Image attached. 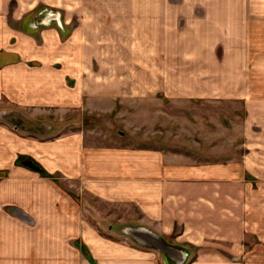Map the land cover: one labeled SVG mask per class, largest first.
<instances>
[{"label": "crops", "instance_id": "0c3cea01", "mask_svg": "<svg viewBox=\"0 0 264 264\" xmlns=\"http://www.w3.org/2000/svg\"><path fill=\"white\" fill-rule=\"evenodd\" d=\"M39 6L77 10L84 55L74 63L83 72L103 70L93 88L81 77L70 86L65 69L42 60L47 55L29 64L10 43L8 31L20 32L7 22L21 23ZM136 43L160 54L153 66L151 58L145 63L141 78L113 60L104 63L106 44L107 55L121 49L134 65ZM219 43L230 56L223 58L227 69L240 70L221 84L211 66ZM188 54L198 55L191 59L196 66L180 67ZM167 63L186 77H160ZM158 68L159 75L149 71ZM122 82L126 95L164 92L173 99L211 100L216 87L227 86L218 97L246 103L239 153L215 160L173 144H120L81 122L40 136L0 117V264H166L155 247L113 237L125 221L169 238L168 245L187 252L184 264H264V0H0V109L50 122V109L85 105L86 93L104 110L103 99L119 93ZM22 156L45 174L19 163ZM98 202L114 214L103 215ZM113 218L109 234L101 232Z\"/></svg>", "mask_w": 264, "mask_h": 264}, {"label": "rangeland", "instance_id": "374dc122", "mask_svg": "<svg viewBox=\"0 0 264 264\" xmlns=\"http://www.w3.org/2000/svg\"><path fill=\"white\" fill-rule=\"evenodd\" d=\"M18 9H21V7H16L15 5L10 6V10L12 11ZM21 10H19V12H21ZM76 11L62 10V8L56 6H39L35 10L27 13L21 23L8 19L9 21L7 24L12 28L16 27L14 31L17 30L20 33L13 31L8 32L12 35L10 37V43L15 45L16 48L22 52V57L28 59L27 62L29 64L36 63L40 55H47L48 57L42 60H48V62L54 63L56 68L60 70L65 69V72L68 73L66 75L67 83L70 86H73L74 81L77 80L78 82V77H81V79L88 78L86 83L87 87L90 89L93 88L90 84L95 83V74L103 73V70L99 68L97 71L87 70L83 72V70L79 71L76 69L77 66L74 62L78 61L79 56L84 55L82 53L78 54L82 49V45L79 43L80 37L78 36L77 29L80 22L78 12ZM45 13L52 15V17L47 16L49 18H39ZM104 41H106V39H104ZM135 45L136 47L134 50L138 51L133 52L136 53L134 55V65L128 63L129 58L133 59L132 55H126L127 53L125 51L121 52V49H118V53L113 54V56L111 54L107 55L106 44L103 47L104 63L113 60L114 65H124L128 68L127 70L129 73H135L141 78V76L145 74L144 67L146 64H149L150 58L151 65L153 66L155 59H157L160 54L159 52H151L150 56L149 53L143 52V44L142 46L137 43ZM223 46V43L216 45L215 56L219 61L216 60V62H211V66H213L214 69L212 70L214 73V82L219 84L226 80L224 78L226 74L230 73L232 76L240 72L238 68L234 71H229L227 69L228 65L226 66V60H223V58L227 56L225 58L227 59L230 56L223 52ZM66 47H69V51L65 49ZM114 48L116 49V47ZM53 51L54 54L52 53ZM63 51H66L65 53L69 55L62 56ZM161 51H164L162 46ZM167 53L168 61L173 62L172 55H170L169 52ZM142 56L143 58L145 57L144 61L142 60ZM194 56L198 55H183L184 60L178 65H180V67H187V62L191 61ZM17 57L18 61L20 57ZM94 57L93 55V64H96ZM31 58H34V60ZM141 60L142 62H140ZM190 64L191 66H196V63L193 61H191ZM204 64L205 62H200L199 67H203ZM149 71L152 72V75L153 72L158 75L160 73L159 68ZM160 71V77L163 78H166V75L168 79L175 77L178 79V77L182 76L186 77L184 73L183 75L180 74L179 69L175 70L174 66L170 63H167V68H163V70ZM212 71L210 73H212ZM69 72L72 74L71 77L69 76ZM125 76V74H118L120 80ZM124 85L123 82L120 83L118 86L119 93L114 94L113 97L108 96V98L105 97L103 99L102 103L104 110L98 108L97 105L99 100L95 99L94 95L86 93L85 105L71 107L69 110L60 109L59 107L50 109V112H48L50 122L43 121V118H40V120H33L16 110L8 108L0 109V117L8 122H17L18 125L21 126L20 129L25 133L33 132L40 136H48L56 131L65 132L76 125V123L81 122L83 125L94 126L93 128L96 129V135H104V139L108 136L118 141L120 144H173L189 151L191 149H198L197 152L208 154L215 160L222 159L227 154L237 155L239 153L238 144L242 141L246 103L240 98L228 99L218 97V95H224L222 92L225 87L228 88L227 86L223 87L219 85L216 87V93L213 94L215 96L212 97L211 100H205L201 97L198 99L191 97L173 99L166 96L164 92L156 95L152 93L150 96H141L137 94L126 95L124 93L126 89ZM106 88L110 92L111 86L107 85ZM166 88L167 91H171L173 90V85H167ZM202 88L204 89L205 87H198L199 90ZM231 89L237 91L239 89L238 84L236 83ZM248 89H251L250 86H248ZM204 92L206 93V91ZM43 113L45 112L43 111ZM25 161H31L42 168L38 162L32 160L30 157H19V163L27 166L25 165ZM42 170L44 171V169ZM97 210L101 211L103 215H111L115 212L113 208L101 202L97 203ZM110 222L113 224L116 223V220L113 218L112 220L105 221L103 225L104 229L101 232L109 234L107 223ZM139 226L140 225L133 222H120L111 232L113 233V237L118 239L123 238L135 244L136 241L132 237L131 230H125V228L132 229ZM162 241L167 244L170 242V239L164 238ZM82 248L85 252L86 248ZM169 263L166 262V264Z\"/></svg>", "mask_w": 264, "mask_h": 264}, {"label": "water", "instance_id": "95a60500", "mask_svg": "<svg viewBox=\"0 0 264 264\" xmlns=\"http://www.w3.org/2000/svg\"><path fill=\"white\" fill-rule=\"evenodd\" d=\"M15 124L18 123L16 122ZM25 165L35 170L38 169L37 165L31 161H25ZM126 229L131 230L132 237L138 245L155 247L157 250L161 251L167 263L170 262L169 264H183L185 262L187 256V252L185 250L177 249L164 243L162 239L155 235L152 231L141 226L132 229L125 228V230Z\"/></svg>", "mask_w": 264, "mask_h": 264}, {"label": "trees", "instance_id": "16d2710c", "mask_svg": "<svg viewBox=\"0 0 264 264\" xmlns=\"http://www.w3.org/2000/svg\"><path fill=\"white\" fill-rule=\"evenodd\" d=\"M19 127H21V126L19 125ZM18 162H19V158H18ZM37 167H38L37 170H39L40 172H42L43 174H45V172L42 170V168H40L38 165H37Z\"/></svg>", "mask_w": 264, "mask_h": 264}, {"label": "flooded vegetation", "instance_id": "af4514ba", "mask_svg": "<svg viewBox=\"0 0 264 264\" xmlns=\"http://www.w3.org/2000/svg\"><path fill=\"white\" fill-rule=\"evenodd\" d=\"M47 16L52 17V15H49V14L45 13V14H42V16H40L39 18H43V17H47Z\"/></svg>", "mask_w": 264, "mask_h": 264}]
</instances>
